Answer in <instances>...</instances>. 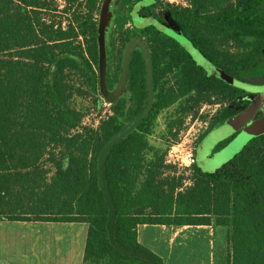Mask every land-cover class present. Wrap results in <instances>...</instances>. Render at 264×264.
I'll return each mask as SVG.
<instances>
[{"label":"trees","instance_id":"16d2710c","mask_svg":"<svg viewBox=\"0 0 264 264\" xmlns=\"http://www.w3.org/2000/svg\"><path fill=\"white\" fill-rule=\"evenodd\" d=\"M103 2L0 0V221L88 224L84 264H164L139 242V226H211L215 250L220 228L231 246L222 264H264V135L214 173L196 164L188 186L165 175L173 168L166 153L146 161L148 133L164 110L179 104L189 115L212 96L243 106L249 93L209 76L156 27L137 28L133 0L122 1L106 50ZM164 15L231 75L262 64L264 0H157L140 12L169 25ZM102 67L107 90L126 73L130 95L87 127L77 99L92 84L100 92ZM182 125L174 121L170 135Z\"/></svg>","mask_w":264,"mask_h":264},{"label":"crops","instance_id":"0c3cea01","mask_svg":"<svg viewBox=\"0 0 264 264\" xmlns=\"http://www.w3.org/2000/svg\"><path fill=\"white\" fill-rule=\"evenodd\" d=\"M89 225L0 221V264H84ZM211 226L141 225L139 242L164 264H214Z\"/></svg>","mask_w":264,"mask_h":264},{"label":"rangeland","instance_id":"374dc122","mask_svg":"<svg viewBox=\"0 0 264 264\" xmlns=\"http://www.w3.org/2000/svg\"><path fill=\"white\" fill-rule=\"evenodd\" d=\"M102 10L99 15V26L102 33V41L104 48L109 47L111 34L115 28L116 13L120 8L123 0H103ZM168 4L175 5H184L188 4V0H161ZM140 0H133V3L136 5ZM159 15H163L162 11H158ZM163 17H166L164 15ZM166 20L169 22V26L174 28L173 22L166 17ZM140 40H134L132 49L137 47L136 45H141ZM130 44V45H131ZM130 47V46H129ZM146 54L149 55L147 50ZM103 58L105 59V51L102 53ZM127 58V56H126ZM264 64V58L260 60ZM129 62V58H128ZM150 65V60H148ZM127 68V67H126ZM102 73L100 72L102 87L100 92H97L92 84V88L87 90L83 95V98L77 99V104L80 109H83L87 113L85 119V125L87 127H97L101 121L107 119V117L112 115L113 103L115 104L124 94H128L126 91L125 85H122V81L117 84L113 91H109L106 88L105 76H106V67H102ZM99 74V73H98ZM264 76V75H263ZM124 77V75H123ZM85 77L76 78L77 83L86 85ZM123 80V78H122ZM264 81L263 78L258 80V82ZM92 83V82H91ZM125 87V88H124ZM153 93V92H152ZM184 101V100H183ZM224 101H217L216 98L212 96L210 100L202 102L199 107H197L191 114L185 115L180 113L179 104H176L166 110H164L156 119L154 126L150 133H148V141L153 150L149 151L146 156V161L149 162L157 155H162L168 152L170 148L175 145L184 142L183 147L191 150L198 144V140L203 136V134L210 127L213 118H215L219 113L228 109L231 105L229 111L233 112V108H237L238 101L232 105V103L222 104ZM182 102L181 104H183ZM218 105V106H217ZM181 119L182 127L179 132V136L175 138L170 135L169 129L172 123L176 120ZM177 131V128L175 129ZM264 135V134H263ZM183 149V148H182ZM167 163V159H166ZM173 168L170 171H166V176L177 177L183 181L184 186L192 184L193 172L190 169L175 166L174 164H168ZM183 186V189L185 187ZM216 250L215 254L217 256L216 264H222L223 259L226 255V252L231 249V246H228V243L225 238L224 229L220 228L216 234Z\"/></svg>","mask_w":264,"mask_h":264},{"label":"water","instance_id":"95a60500","mask_svg":"<svg viewBox=\"0 0 264 264\" xmlns=\"http://www.w3.org/2000/svg\"><path fill=\"white\" fill-rule=\"evenodd\" d=\"M156 1L157 0H143L135 5L132 11V19L137 28L144 29L150 26L156 27L159 31L173 38L182 47H184L193 57L194 61L204 68L209 75L215 76L228 85L244 90L247 93L260 95V97L256 99L245 111L230 119L225 125L209 133L197 148V166L204 172L214 173L234 159L252 140L264 134L263 117L245 128L231 144L218 153L214 158L210 157L212 150L219 143L232 137L234 134L241 131L250 121L254 120L264 102V85L259 86L243 82L228 75L226 72L215 68L212 63H210L181 32L154 17H141V10L153 5ZM132 47L133 44L130 45L127 51L126 67L128 65V58ZM126 77L127 75L124 73L122 85H125Z\"/></svg>","mask_w":264,"mask_h":264},{"label":"flooded vegetation","instance_id":"af4514ba","mask_svg":"<svg viewBox=\"0 0 264 264\" xmlns=\"http://www.w3.org/2000/svg\"><path fill=\"white\" fill-rule=\"evenodd\" d=\"M133 27V25H132ZM131 27V28H132ZM130 28V27H128ZM232 51H240V49H234ZM262 59V58H261ZM260 59V60H261ZM261 62V61H260ZM215 68L222 70L224 72H226L228 75L241 80L243 82L246 83H250L253 85H264V81H260L258 82V80H261L263 78L264 80V76L261 75H254V73L259 72L260 70H262L264 68V64H258V65H252L248 68H244V67H240L239 71L242 70V72L245 70L246 73L245 75H241V74H237L235 76L231 75L230 73H228V71L226 70L227 66H220L218 64H212ZM200 66V65H199ZM223 67V68H221ZM236 68V67H235ZM232 68V69H235ZM204 69V68H203ZM205 70V69H204ZM206 71V70H205ZM207 72V71H206ZM208 74V72H207ZM209 75V74H208ZM211 76V75H209ZM215 77V76H214ZM217 78V77H216ZM220 80V79H219ZM227 84V83H226ZM260 97L259 94H251L249 93V96L247 98H244L243 100H245V104H243V106H237V108H233V112L229 111L230 106L228 108V110L226 112L222 111L221 113H219L215 118L217 119V123H215L214 125H212V123H210V127L207 129V131L203 134V136L200 138V140H198V145L197 148L199 147V145L202 143V141L204 140V138L211 133L212 131L216 130L217 128L225 125L230 119H232L233 117H235L236 115H238L239 113L245 111L256 99H258ZM264 98V96H263ZM238 100H234L231 101L230 103L235 104ZM239 103V102H238ZM237 103V104H238ZM218 106V105H217ZM224 112V114H223ZM264 117V102L262 104V108L258 111L257 115L255 116L254 120L250 121L241 131H239L238 133L234 134L232 137L224 140L223 142L219 143L213 150L212 153L210 154L211 158H214L218 153H220L222 150H224L229 144H231L233 142V140H235L240 134L241 132L247 128L250 124H253L254 122H256L257 120L261 119ZM213 118V119H215ZM213 122V120H212Z\"/></svg>","mask_w":264,"mask_h":264},{"label":"built area","instance_id":"2783aa9c","mask_svg":"<svg viewBox=\"0 0 264 264\" xmlns=\"http://www.w3.org/2000/svg\"><path fill=\"white\" fill-rule=\"evenodd\" d=\"M127 27H132L129 23ZM184 142L173 145L166 157L168 164H174L175 166L192 169L196 165L197 145L191 150L183 147ZM183 148V149H182Z\"/></svg>","mask_w":264,"mask_h":264}]
</instances>
